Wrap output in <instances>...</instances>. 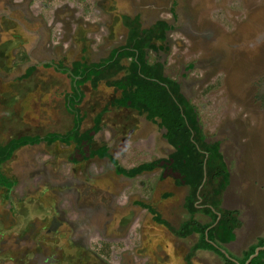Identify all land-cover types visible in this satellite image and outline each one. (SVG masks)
Masks as SVG:
<instances>
[{"label":"rangeland","instance_id":"rangeland-1","mask_svg":"<svg viewBox=\"0 0 264 264\" xmlns=\"http://www.w3.org/2000/svg\"><path fill=\"white\" fill-rule=\"evenodd\" d=\"M23 1L28 3L24 14L3 12L6 6L0 0V145L22 136L70 131L74 117L66 96L71 93V78L56 66L70 68L82 59L90 64L105 60L125 45L124 16L140 17L143 28L166 21L171 30L165 42L157 43L166 51H147L146 59L149 64H164L165 76L177 81L195 106L207 141L221 144L229 172L222 207L238 211L241 223L234 241L222 250L241 259L264 238V0ZM6 2L13 5L22 0ZM4 13L20 28L6 23ZM8 30L21 37H9ZM30 67L35 69L26 78ZM83 91L82 131L92 128L95 117L103 113L96 147L106 146L122 168L166 158L174 151L157 122L111 106L119 95L112 88L101 85L93 90L86 85ZM69 147L41 143L15 152L2 166L16 186L0 188V219L8 216V222L12 215L20 216L27 199L36 197L47 184L48 194L54 196L42 199L56 205L66 218L73 217L78 198H72L68 181L113 178L119 212L133 211L134 216L119 221L129 223V229L115 242L118 263L187 264L199 235L179 238L138 205L153 207L179 229L191 217L184 208L187 187H175L171 179L161 181L159 169L131 180L116 175L108 158L73 165L67 158ZM194 218L201 224L211 223L205 215ZM14 230L20 232L19 225ZM190 263L225 264L217 254L203 250L195 252Z\"/></svg>","mask_w":264,"mask_h":264},{"label":"trees","instance_id":"trees-1","mask_svg":"<svg viewBox=\"0 0 264 264\" xmlns=\"http://www.w3.org/2000/svg\"><path fill=\"white\" fill-rule=\"evenodd\" d=\"M123 26L127 29L125 45L114 49L110 55L97 64L86 60L75 61L70 68L62 64L56 69L71 78V93L66 96L69 113L74 116L73 128L63 134L49 133L41 136H22L0 145V188L13 189L16 181L4 174L2 166L10 161L15 152L23 147L45 143H61L73 146L68 162L73 165L86 163L94 158H108L115 166L117 175L135 178L143 173L161 170V181L171 179L175 187H187L184 208L191 216L179 229L163 220L157 211L144 203H138L152 215L153 221L164 226L179 238L199 235L186 258H191L199 250L211 251L220 256L225 264H246L257 248L264 247V238L251 246L241 259L222 252L224 245L234 241L235 231L241 227L239 212L222 207L223 195L229 185V172L221 152L219 142L210 143L203 132L199 114L193 104L184 96L181 86L165 76L164 64H149L147 51H166L165 42L171 26L166 21H157L149 28H143L140 17L124 16ZM50 67V65H45ZM30 67L24 77L34 71ZM90 85L97 90L106 85L119 93L111 106L137 112L151 123H158L165 131L164 137L173 148L166 158L153 160L132 169L122 168L108 153L107 147L95 148V137L101 130L103 113L96 116L92 128L82 131L83 116L80 106L85 98L84 87ZM205 215L211 223L201 224L194 217ZM250 264H264V251Z\"/></svg>","mask_w":264,"mask_h":264},{"label":"flooded vegetation","instance_id":"flooded-vegetation-1","mask_svg":"<svg viewBox=\"0 0 264 264\" xmlns=\"http://www.w3.org/2000/svg\"><path fill=\"white\" fill-rule=\"evenodd\" d=\"M6 1L1 0V3L6 6V9L3 7V12L7 13L15 10L24 14V8L28 6L23 0L17 4L14 0L13 5ZM27 10L29 11V7ZM2 18L16 28L21 26L6 13ZM7 34L11 38L21 37L18 34H10V30ZM112 179L101 178L92 181L88 178L68 181L72 198L74 200L78 198L72 212L74 216L69 218L63 216L56 205L42 199L43 197L46 200L53 199L54 196L48 194L51 192L48 184L44 186L43 190L36 193V198L48 207L47 212H42V215H46V222L43 224L46 231L41 232L42 229L40 232L35 230L31 232L30 242L27 244L24 239L27 235L24 236L16 230L7 233L8 230L4 229L3 233H0V264H119L115 255L116 250L114 251L117 244L115 242L129 229V223L125 226L119 221L129 217L132 220L134 216L133 211L119 212L118 202L113 194ZM57 193H60V190ZM69 205L71 207L72 203ZM90 222L95 225L89 227ZM48 228L54 235L47 233ZM13 232L16 236L15 242L5 240Z\"/></svg>","mask_w":264,"mask_h":264},{"label":"crops","instance_id":"crops-1","mask_svg":"<svg viewBox=\"0 0 264 264\" xmlns=\"http://www.w3.org/2000/svg\"><path fill=\"white\" fill-rule=\"evenodd\" d=\"M122 110H126V109H122ZM101 126H102V121H101ZM101 147H104V146H101ZM101 147H96V139H95V148L98 149V148H101ZM69 148H70V152H69V154H70L72 152V150H73V146H70ZM172 150H173V148H172ZM69 154H68V157H69ZM163 158H165V157H163ZM150 162H152V161L150 160V161H147V162H143L142 164L150 163ZM80 165H82V164H80ZM139 165H141V164H138L137 166H139ZM133 168H135V167H133ZM127 179H130L131 180L133 178H127ZM21 202H22V200H21ZM26 204H27V206L24 207L23 210L22 209L20 210L21 211V213H20L21 215L19 214L20 216H18V215H12L11 216L10 215L12 217V220H9L8 222H6V220H5L6 218H8V216L5 217L4 220L0 219V220L3 221L2 223L0 222V233L2 234L3 231H4V229L12 232L14 230V228H16L19 225L21 234L24 235V236L27 235L24 239H25L26 243L28 244L30 242L29 235L31 234V232H33L34 230H35V232H40L42 229L43 230L41 232L46 231L45 228L43 227V224L46 222V215H44V214L42 215V212H47V208L48 207L42 201H40L36 197H33V195H31V198L27 199V203ZM26 212H28V215L27 216H25L26 215ZM39 228H41V229H39ZM26 232H28V233L27 234H24ZM47 233L48 234H51V235H54L53 232L49 228H48V232ZM11 235H8L7 238H5V240L14 243L15 240H16L15 239L16 236H14V232L11 233ZM54 239L55 238L53 236V240Z\"/></svg>","mask_w":264,"mask_h":264},{"label":"water","instance_id":"water-1","mask_svg":"<svg viewBox=\"0 0 264 264\" xmlns=\"http://www.w3.org/2000/svg\"><path fill=\"white\" fill-rule=\"evenodd\" d=\"M264 251V247H260L257 248L255 253L253 255L250 256V258L248 259V261L246 262V264H250L252 262V260H254L255 258H257L260 254V252ZM223 254H225L227 257H229V254H227L224 250H222Z\"/></svg>","mask_w":264,"mask_h":264}]
</instances>
